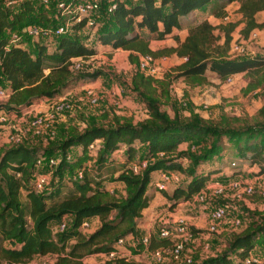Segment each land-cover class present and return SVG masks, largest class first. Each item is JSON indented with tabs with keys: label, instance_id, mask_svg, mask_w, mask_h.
<instances>
[{
	"label": "trees",
	"instance_id": "1",
	"mask_svg": "<svg viewBox=\"0 0 264 264\" xmlns=\"http://www.w3.org/2000/svg\"><path fill=\"white\" fill-rule=\"evenodd\" d=\"M0 0V86L8 90V99L0 103V112L5 116L20 117L33 105L61 97L71 89L90 84L101 73L95 71L73 76L72 60L88 58L96 54L93 46L83 44V39L74 34L58 37L54 47L34 42L32 50L23 45L4 49L6 33L19 30L23 25L34 23L52 24L44 13L23 0L13 9ZM237 2L243 24L239 34L246 38L254 30L261 31L264 38V20L255 17L264 11V0H137L119 3L102 25L93 34L94 45L108 46L112 50L127 52V60L137 65L138 56L161 54L172 55L181 60L173 70V79L203 81V74L210 72L218 78L264 69V56L251 59H228L211 54L215 42L216 27L206 21L197 23V14L213 3L218 7L213 18L225 16V6ZM33 16L28 20V16ZM42 21V22H40ZM18 26V27H17ZM186 26V35L180 40L171 36L173 29ZM235 25L228 23L222 28L223 44L228 45ZM76 27L75 30H79ZM138 31H145L143 39ZM174 47L151 50L150 38L154 41L167 36ZM28 41V40H27ZM46 71V74L43 72ZM169 83V82H168ZM165 90L162 81L144 77L137 71L131 85L140 99L147 119L140 123H115L112 127H95L74 133L56 149L59 163L51 169L50 191L35 193L26 186L25 179L33 171L37 158H50L48 153H38L24 147H11L0 153V261L4 264H28L35 256H54V264H82L81 259L91 254H107L114 243L127 236H137L136 225L141 212L148 205L145 195L150 176L157 171L176 172L186 178L184 185L175 187L169 194L160 192L174 206L189 200L202 189L208 178L221 171L215 167V158L224 151V140H235L233 157L248 167H256L255 176H264V107L256 113L253 124L246 119L221 117L217 122L199 120L198 124H183L174 115L171 119L160 110V97L152 85ZM239 123H242L239 125ZM238 125V126H237ZM221 128V129H220ZM212 145L207 151H177L178 145L194 140ZM97 141L91 153L88 145ZM136 144L142 145L139 162L145 167L133 173L128 165L137 155ZM77 147L79 153L66 159L67 150ZM122 150L121 162L114 153ZM163 154L159 158L157 155ZM175 154L174 156H170ZM180 159L186 160L183 166ZM90 162V163H89ZM136 163V164H137ZM89 164V165H88ZM118 169L111 180L123 185L125 196L115 198L101 189L100 178H87L89 170ZM45 173L48 172V167ZM81 170V181L71 182L63 193L65 172ZM113 174V175H114ZM23 192L24 203L19 195ZM258 222H251L239 234L233 235L226 248L212 258L199 264H241V260L257 241L264 240V213L257 214ZM71 217L70 228L62 233H53L51 226ZM96 217L99 226L89 235H83L79 227L83 220ZM74 241L66 250L67 243ZM165 240L149 239V249L165 246ZM142 249V246L140 247ZM104 264H141L124 260H111Z\"/></svg>",
	"mask_w": 264,
	"mask_h": 264
},
{
	"label": "rangeland",
	"instance_id": "2",
	"mask_svg": "<svg viewBox=\"0 0 264 264\" xmlns=\"http://www.w3.org/2000/svg\"><path fill=\"white\" fill-rule=\"evenodd\" d=\"M209 5L204 17L212 16V13L218 8L213 3ZM238 5L237 2H234L225 6V16L218 19L214 18L213 26L216 27L214 34L217 35L218 40L211 49V54L214 57L223 56L228 59L263 57L264 38L263 35L260 36L259 34H262L261 31L254 30L246 38L241 37L239 34L243 24L241 22V15L238 13ZM10 6L13 9L16 7L14 4ZM35 8V10L39 9ZM46 14H49L48 11L44 13V18L47 16ZM32 17L31 15L28 16V20ZM197 17L199 18L197 21H200L199 15ZM211 19H213V16ZM263 19L264 12L255 17V20L258 22ZM228 23L234 24L235 27L230 34L228 45L225 46L223 44V30L221 27ZM54 24L58 25L60 23L55 22ZM182 28L187 29L186 26H182ZM96 32L97 30L91 32L85 29L79 33V36L83 39V44L93 46L96 54L88 58L73 61L71 69L73 76L95 71L101 73V75L94 82L86 84L90 86L84 85L63 94L61 98L69 102L70 108L67 112L56 116L47 129L28 131L27 128L28 120L33 114L42 112L44 104L36 112L27 110L28 112L23 113L20 117H6L5 123L0 125V153L11 147H24L30 150H37L38 153H48L51 158H59L60 153L56 149L74 133H80L84 129L95 127L110 128L116 122L120 124H136L147 119V112L143 104L132 90L131 80L137 71L136 66L128 62L127 52L120 49L113 51L110 47L104 48L101 45H94L93 34ZM253 32L256 33L255 38H251ZM138 33L143 39H146L147 35L145 31H138ZM149 38L150 41H153L151 37ZM34 42L40 41H26L30 51ZM171 43L172 41H166V44ZM155 45L161 44L152 42L151 47L154 49ZM232 45H240L246 54L242 57L231 56L229 50ZM51 50L52 48H48V51ZM162 56L168 58L169 62L163 63L160 74L153 79L162 81L167 86L165 85V90H161L162 88H159L157 84L152 86L156 90L155 94L160 97L159 108L164 111L168 118L171 119L175 115L183 124H198L199 120L217 122L221 117H235L246 119L247 124H253L257 111L264 107V69L229 75L231 79L228 82H226V78H218L210 72H205L202 76L203 81L191 82L182 78L173 79L176 75L173 68L178 65L176 64L178 62L175 59L170 60L166 54H161L160 57ZM43 73L46 74V71ZM86 89H89L97 97L98 101L95 106L88 105L84 95V90ZM112 99L119 101L117 107L112 106ZM241 124L239 123V125ZM9 135L19 137L20 143L12 146L5 145L4 142ZM180 145L178 152H200L207 151L212 143L206 139L201 144L192 140ZM235 145V140L232 137H226L224 140V151L216 156L215 164H213L215 167L221 166L223 168V170L221 169L223 175L234 173V177L210 176L208 178V182L217 180L225 186V189L218 197H214L208 193L202 202L189 204L186 201H179L176 204L178 206H172L171 203L164 202L160 207V211H157L158 217L153 218L151 228L145 232H138L135 238L131 236L127 239L123 238L122 246L116 249L117 255L115 260L153 264L150 259H146L145 256L141 255L140 238L148 236L149 239H159L158 233L161 229L171 230L173 223L180 220L187 230V235H176L171 230L169 241L162 247L166 250L170 247V244L175 242L180 243L182 245L181 254L176 261H171L166 252H164V263L185 264L188 260L190 264H199L224 250L230 238L233 235L239 234L251 222H258L259 218L254 214L264 213V200L260 199L256 194L247 197L240 194L238 190L226 187L230 179H237L242 182L240 188L244 184H248L257 189L264 182V179H257V176L254 175L256 167H248L247 164L240 163L233 157L232 153L236 147ZM136 147L138 150L137 155L132 157L128 167L139 161V153L143 146L136 144ZM78 153L79 149L77 147L69 148L66 152L69 158L74 157ZM115 157L121 159V154H115ZM180 160L183 166L187 164L186 160ZM231 163L234 164V169L229 168ZM118 167H108L102 169L99 173L91 169L87 172V178H100L99 181L106 184V186L104 185L105 187L114 186V188H111L113 189L112 191L119 195L124 192L123 188H120L121 185H114L115 183L111 180ZM46 170L47 168L43 164L35 166L24 181L26 186H30V181L35 175L46 174ZM178 175L180 177L178 186L184 185L186 178L180 173ZM67 190L68 186H64L62 192L65 193ZM154 191L160 193L156 189ZM23 195L21 191L19 195L21 203H24ZM216 205L226 208L227 217L218 223L214 233H208L206 230L208 213L210 208ZM71 221V217L62 219V222L65 224L64 231L70 228ZM236 221L238 224H235ZM90 226L89 224L88 228L83 229H89ZM79 231L83 233L81 229ZM73 243L74 241L72 240L67 243L65 252ZM255 244L257 247L252 249V252L254 251L253 255H256L259 259L264 258V240H259ZM54 259L55 257L51 255L44 257L35 256L28 264H54ZM81 261L82 264H104L107 262V258H105L104 254L99 253L87 255ZM0 264H4V262L0 261Z\"/></svg>",
	"mask_w": 264,
	"mask_h": 264
},
{
	"label": "built area",
	"instance_id": "3",
	"mask_svg": "<svg viewBox=\"0 0 264 264\" xmlns=\"http://www.w3.org/2000/svg\"><path fill=\"white\" fill-rule=\"evenodd\" d=\"M23 0H11L7 1L6 5H18ZM32 6L37 7L42 10L43 13L48 11L49 14H46L48 20L52 23L49 25H40L29 23L23 25L19 30L9 31L6 33V45L4 49H7L13 45H23L26 46V41H40L45 44L48 48H53L55 41L58 37H71L74 34L79 35V31L75 30L76 27H80L79 30H90L93 32L97 30L102 25L103 17H108L112 15L119 3L135 2L137 0H26ZM51 13V15H50ZM55 22L60 23L58 25L54 24ZM256 33L251 34V38H255ZM230 54L233 57H242L246 53L240 45H232L230 47ZM81 58L73 59V61ZM167 62L166 57H152L150 55L138 56L136 70L139 74L144 77L154 78L159 75L163 63ZM73 64V63H72ZM76 68V67H75ZM231 77H226V82L230 81ZM84 95L88 105L95 106L97 104V97L89 90H84ZM8 90L0 86V103H5L8 99ZM42 112H37L28 120L27 128L28 131H41L47 129L53 122L56 116L61 115L69 110L70 104L61 97L54 99L44 100L42 102ZM112 106L117 107L119 101L117 99H112ZM15 117V116H14ZM6 116L0 112V125L5 123ZM20 143L19 137L14 135H9L4 144L8 146L18 145ZM97 144V141L88 145V150L93 151L94 146ZM157 157H163L162 153H159ZM66 159H69L67 156ZM59 163V158H37L35 161V166L43 164L48 167V172L46 174H37L31 181L30 186L32 191L35 193H43L50 191L51 187L50 182L52 179L51 169L56 167ZM146 165L145 161H141L137 164L131 165L129 168L133 173L141 171ZM234 164L231 163L229 168H233ZM235 168V167H234ZM233 168V169H234ZM50 177V179H49ZM83 177V172L81 170H75L73 172H65L62 176V182L65 185H70L71 182L81 181ZM256 178V177H255ZM257 179H264V176H257ZM264 181V180H263ZM180 182V177L176 172H167L160 171V179L154 185L155 189L159 192L165 191L167 186L172 185L177 187ZM242 182L235 179H230L226 187L232 190H238V192L244 196H252L256 194L260 199L264 200V182L257 189H254L251 185L244 184L240 188ZM225 189L219 181L213 180L207 182L201 190L195 193L186 203L193 204L196 202H202L205 198V195L210 193L214 197H218L222 191ZM227 217L226 208L221 205L212 206L208 213V222L206 230L208 233H214L216 226L219 222L224 220ZM235 224H238L237 221ZM53 226V225H52ZM82 223L80 227H83ZM54 233H62L65 230V224L62 222L55 224L51 227ZM176 235H187V230L181 221L173 223L171 228ZM171 230L161 229L158 233L159 239L169 241L171 236ZM142 249L140 253L142 256H145L146 259H150L153 264H167L164 263L163 253L166 252V255L171 261H176L179 258V255L182 251V245L180 243H172L170 247L164 250V247H157L155 249H149V237L143 236L139 240ZM123 239L117 240L113 249L104 254L107 261L115 260L117 255V247L122 246ZM257 247L254 243L253 247L248 251L247 255L241 260V264H264V258L259 259L256 255H253L254 251L252 249ZM185 264H190V261H186Z\"/></svg>",
	"mask_w": 264,
	"mask_h": 264
},
{
	"label": "crops",
	"instance_id": "4",
	"mask_svg": "<svg viewBox=\"0 0 264 264\" xmlns=\"http://www.w3.org/2000/svg\"><path fill=\"white\" fill-rule=\"evenodd\" d=\"M209 6L210 5H208L205 8L204 11H202L201 13H198L197 14L201 18V20L200 21H197V23H199L201 21H206V22H208L209 24H211L213 26V23H214L213 20H215V19L214 18L211 19L212 18L211 15H209L207 17H204V16H206L205 14H206V11L209 8ZM261 13L262 12H260L258 14H261ZM197 20H199L198 17H197ZM259 34H260V36L263 35L261 33H259ZM185 35H186V29H184L182 27L179 28V29H173L171 31V36H177L180 40H182L185 37ZM171 36L169 35V36L165 37V39L159 40V41H155V40L154 41H150L149 42V47L151 48V50H157V49H161L163 47H174L175 44L172 41V39L170 38ZM166 41H172V43L171 44H166ZM152 42L153 43H156V44H159L160 43L161 45H155V47L153 49L151 47ZM26 47H27V43H26ZM103 47L104 48H108V46H103ZM158 57H160V56H158ZM168 57H169L170 60L171 59H175L178 62L176 64H179L181 62V60L175 58L172 55H170ZM167 61L169 62L168 58H167ZM86 86H90V85H86ZM42 102L43 101H41V102L33 105L32 107H30L28 109V111H34V112H36V111L40 110L41 109V106H42ZM28 111H26V112H28ZM9 116H12V115H8L6 117H9ZM180 146L181 145H178L177 146V148H176L177 151L180 150L179 149ZM115 154H121L122 155V150L116 151L114 153V157H115ZM115 159L117 161L121 162V159L120 158H116L115 157ZM222 170H223V168H222ZM222 170L218 174H216V175L214 174L212 176H225V178H227L228 176L229 177H234V173H232L231 175H223ZM247 171H250V170H247ZM116 175L117 174H115V176ZM115 176L113 175V177H115ZM159 179H160V171L154 172L150 176V182H149V184H148V186L146 188V191H145V195L148 198V205H147V207L144 210H142L141 217H140V219L137 222L136 229H137L138 232H145L149 228H151V226L153 224V218H157L158 215H159L157 213V211H160V207L164 204V202H168V201L165 200V198L160 193L154 191V189H155V186L154 185L159 181ZM114 183H113L114 185H116V184L117 185H121L120 188H123V185L121 183H119V182H114ZM104 185L106 186V184L102 183L101 189L103 191L107 192L108 194L114 196L115 198H123L125 196L124 192L121 193V194H119V195H117L116 193H114L112 191L113 189H111V188H114V186L110 185L108 187H105ZM174 188H175V186L169 185V186H167L166 190L163 191V192H165L166 194H169ZM176 204H175V206H178ZM83 224H84V226L83 227H80L79 229L82 230V232H83L82 234L83 235H88V234L92 233L99 226V220L96 217H91V218H88V219L83 220ZM89 224L91 225L89 229H83V228H88L89 227ZM128 237H130V236L125 237V239H127Z\"/></svg>",
	"mask_w": 264,
	"mask_h": 264
}]
</instances>
